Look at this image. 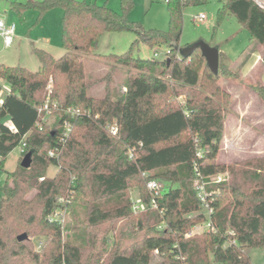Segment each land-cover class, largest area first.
Wrapping results in <instances>:
<instances>
[{
  "label": "trees",
  "instance_id": "1",
  "mask_svg": "<svg viewBox=\"0 0 264 264\" xmlns=\"http://www.w3.org/2000/svg\"><path fill=\"white\" fill-rule=\"evenodd\" d=\"M205 2L168 0L170 29L164 32L146 31L130 20L134 0H121V12L86 0H44L14 7L19 15V8L40 14L62 8L66 53L54 58L36 49L37 72L0 65V120L11 116L8 123H0V169L10 152L25 143L22 154L31 153L32 159L30 167L19 165L6 173L0 202V264H252L247 250L264 249V157L231 165L217 162L231 100L219 81L236 77V71L222 54L218 75L210 71L200 49L190 57H177L184 8ZM219 11L220 20L230 12L264 48V11L251 0H227ZM121 31L134 32L137 38L124 54L97 55L112 64V71L97 80L106 81L103 97L92 96L89 91L96 82L86 78L84 56L105 34ZM139 42L167 45L169 53L163 61L135 57L132 49ZM120 67L128 77L124 91L110 88ZM2 80L8 86L4 96ZM250 88L264 101V86ZM182 93L184 105L170 99ZM47 98L58 109L55 121L40 130L38 110ZM67 110L80 114L70 117ZM65 119L72 132L60 155L50 158ZM114 123L117 137L106 128ZM52 166L56 175L49 177ZM195 167L207 180L226 173L229 178L208 184L214 193L215 231L187 238L192 227L207 220L193 186ZM153 179L166 184L158 209L134 212L131 186L138 187L141 201L149 204L146 183ZM70 196L68 208L82 207L85 217H76L75 228L66 223L62 228L48 216L58 207L59 197ZM75 212L72 209L73 217ZM119 223L123 226L118 234L109 236ZM64 229L69 231L65 239ZM139 231L142 238L122 248L123 241ZM22 234L28 240L19 242ZM44 237L38 252L35 239Z\"/></svg>",
  "mask_w": 264,
  "mask_h": 264
},
{
  "label": "rangeland",
  "instance_id": "2",
  "mask_svg": "<svg viewBox=\"0 0 264 264\" xmlns=\"http://www.w3.org/2000/svg\"><path fill=\"white\" fill-rule=\"evenodd\" d=\"M41 1L44 0H0V19L7 23H14L17 27V36L12 47L0 52V65L26 67L31 72H37L40 64L35 53L36 49H43L54 58H60L66 53L62 45L64 18L62 8L55 7L43 14L33 8H19L20 15L14 9L16 5ZM93 1L99 5L107 4L115 12H121V0ZM226 3L227 0H206L205 3L186 6L183 10V32L176 46L181 49L192 46L198 41H203L211 47H217L220 54L236 71V77H222L219 81L221 88L231 95V100L227 105L230 113L225 119L223 140L217 162L231 165L232 163H244L264 157V101L250 88L256 84L264 86V48L258 42L251 40L246 26L240 24L230 12L227 11L222 20L219 19V10ZM200 14H204L206 19L203 22L195 23L194 18ZM130 20L139 23L146 31H168L170 29V13L168 12L167 0H134ZM136 38L137 35L134 32L107 33L101 38L98 47L84 56L86 78L90 82H96L89 91L90 95L103 97L106 81L98 82L97 80L103 79L112 71V64L104 59H99L97 55L124 54L132 48ZM167 52V45L157 48L142 42H139L132 49V54L135 57L144 60L154 58L163 61ZM177 57H180L179 51ZM112 77L110 88L124 91L123 86L128 78L126 69L120 67ZM1 84L4 88V96L8 91V86L3 80ZM198 89L199 87L196 88V90ZM187 91L188 88L182 90L185 93ZM185 93L171 96L170 99L182 106L185 104ZM224 108L226 107L224 106ZM56 109L58 106L52 109L53 114L49 118L48 124L55 121ZM23 158L21 147H16L7 156L3 169H0V202L3 198L2 188L7 177L6 173L16 170L22 164ZM56 171L57 168L52 166L47 174L49 177H54ZM222 178L223 181L228 180V173L222 174ZM162 183L166 187V184ZM129 197L132 202L141 201L138 187L131 186ZM70 203L72 202L70 201ZM68 206L66 207L65 221L71 228H75L76 217L82 220L85 217V211L80 206L76 207L75 205L71 209ZM72 209L76 211L74 217L71 213ZM122 226L119 223L114 232H109V236L114 233L118 234ZM68 233L69 231L64 229L62 237L67 238ZM100 236L102 237V234ZM142 236L140 231L134 233L133 237L123 241L122 248L139 241ZM46 240V237L35 239L38 252L41 251ZM247 254L251 258L252 264H264V249L250 248L247 250Z\"/></svg>",
  "mask_w": 264,
  "mask_h": 264
},
{
  "label": "built area",
  "instance_id": "3",
  "mask_svg": "<svg viewBox=\"0 0 264 264\" xmlns=\"http://www.w3.org/2000/svg\"><path fill=\"white\" fill-rule=\"evenodd\" d=\"M168 1V0H167ZM256 7H259L261 10L264 11V0H251ZM206 19V16L204 14L197 15L194 18V22H203ZM16 24L14 23H7L4 20L0 19V52H3L4 50H7L8 48L12 47L15 38L17 36L16 33ZM169 53V50L167 54ZM51 89V86L49 87ZM57 105H50V100L46 101V103L40 107L39 111V121L36 124V127H38L40 130L43 129L44 125L48 122L49 118L52 116L53 111L52 109L56 108ZM66 114L70 115V117L74 116H79V112L76 110H67ZM63 126V132L61 136L59 137V143L55 149H52L49 151L48 156L50 158H57L61 151L63 146L66 144L67 139L69 138L71 132H72V126L70 123L69 119H65L62 123ZM107 130L109 134L113 137H117L119 134V127L118 125L114 124H107ZM21 151L22 153L25 151L26 148V143L22 144L21 146ZM129 156L132 158V150L129 151ZM198 156H202L201 152L198 153ZM195 172H196V179L194 181L193 186L195 187V191L197 194V199L201 203L202 208L205 211V215L207 217V220L202 222V224L196 225L192 227L186 234L187 238H191L195 235H200L204 231L208 232H214L215 227L213 225L212 221V214H213V208L211 205V202L213 200L214 193L210 192L208 190V184L211 183H219L223 181L222 175H216L210 178V180L205 179L202 176V173L195 167ZM144 176H147L146 173L143 174ZM44 180V178H42ZM146 187L148 188L150 192V202L149 204L143 203L142 201L139 202H132L133 203V211L138 212V211H143L147 209L148 207L151 208H157L158 209V202L157 199L162 195L164 186L163 183L157 179L149 180L146 183ZM140 200V199H139ZM70 203V197H59V199L56 201V204L58 207L50 213L48 216L49 221L51 222H60L62 228L65 226V214L67 211V204ZM160 213H163V210H160ZM233 235V233H232ZM232 243H235V240L232 241Z\"/></svg>",
  "mask_w": 264,
  "mask_h": 264
},
{
  "label": "water",
  "instance_id": "4",
  "mask_svg": "<svg viewBox=\"0 0 264 264\" xmlns=\"http://www.w3.org/2000/svg\"><path fill=\"white\" fill-rule=\"evenodd\" d=\"M197 49H200L202 56L206 59L207 65L210 69V71L216 75L219 73V65H220V52L217 47L210 46L209 44L203 42V41H198L196 44L186 47V48H181L178 49L180 56L187 58L190 57ZM11 120V116H7L0 120L1 124H6ZM23 162L21 166L23 168H28L30 167L32 163L31 159V153H27L26 156L23 158ZM19 242H24L28 240L26 234L19 235L18 237Z\"/></svg>",
  "mask_w": 264,
  "mask_h": 264
},
{
  "label": "crops",
  "instance_id": "5",
  "mask_svg": "<svg viewBox=\"0 0 264 264\" xmlns=\"http://www.w3.org/2000/svg\"><path fill=\"white\" fill-rule=\"evenodd\" d=\"M88 2H94L93 0L92 1H88ZM11 48V47H10ZM3 65V64H2Z\"/></svg>",
  "mask_w": 264,
  "mask_h": 264
}]
</instances>
